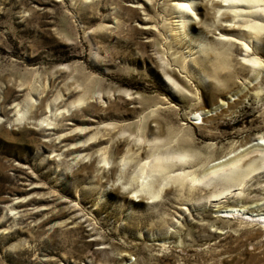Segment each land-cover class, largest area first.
<instances>
[{
    "label": "rangeland",
    "instance_id": "obj_1",
    "mask_svg": "<svg viewBox=\"0 0 264 264\" xmlns=\"http://www.w3.org/2000/svg\"><path fill=\"white\" fill-rule=\"evenodd\" d=\"M175 1L0 0V264H264V225L244 215L264 172L234 194L193 179L264 131V32L249 64L205 4ZM170 150L187 174L132 192Z\"/></svg>",
    "mask_w": 264,
    "mask_h": 264
},
{
    "label": "bare ground",
    "instance_id": "obj_2",
    "mask_svg": "<svg viewBox=\"0 0 264 264\" xmlns=\"http://www.w3.org/2000/svg\"><path fill=\"white\" fill-rule=\"evenodd\" d=\"M200 3L205 4L211 10L214 20L221 22L220 24H214L216 28L220 30L217 32L216 38L228 41L233 40L238 43V46H240L242 50L238 58L249 64L255 65L256 61L246 56L243 51L248 41L256 40L258 33L264 32V23L260 21L264 13V0H248L246 3H234L233 0H179L172 4L179 11L184 12V10H187L192 14L189 9L194 8V5H200ZM223 10H226L229 16H226ZM186 18L188 17H183L178 25L185 27ZM233 29L241 30L245 34L237 33L234 36L226 32L227 30ZM198 45H200V43H198ZM244 87L242 88L244 89ZM243 89L237 88L232 91V94L243 95ZM222 103V100H218L216 105ZM185 154L186 153L179 150H170L163 154H158V152L156 153L155 151L148 159L142 160L135 168L136 174L132 175L137 178L136 188L132 190V192H147L150 189L147 190L149 184L148 180L153 174H157L159 180L155 190L159 189L160 186L169 179L184 177L188 171L185 172L180 169L170 170L169 166L172 164V160L183 161L185 159ZM260 171L264 172V131L254 133L252 136L245 137L235 142H230L226 150L216 159L209 161L200 175L193 179L198 181L200 179L206 180L208 176L216 175L223 178V180L230 185H233V189L235 190L246 175ZM229 189L230 188L227 187L221 190L219 189L216 196H224L228 193ZM236 191L237 190H235L233 194L236 193ZM259 192H261V196L256 201H251L245 205L247 208L254 209L255 211L252 212V214L246 213L244 215L253 216L252 219L258 222V225H264V188H261ZM154 195L155 191L151 192V196ZM132 196L134 197V194ZM241 209L242 206L223 208V210H229L234 214L243 215ZM258 209H261V211H257Z\"/></svg>",
    "mask_w": 264,
    "mask_h": 264
},
{
    "label": "snow or ice",
    "instance_id": "obj_3",
    "mask_svg": "<svg viewBox=\"0 0 264 264\" xmlns=\"http://www.w3.org/2000/svg\"><path fill=\"white\" fill-rule=\"evenodd\" d=\"M234 3H246L248 0H233Z\"/></svg>",
    "mask_w": 264,
    "mask_h": 264
}]
</instances>
